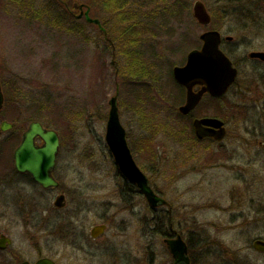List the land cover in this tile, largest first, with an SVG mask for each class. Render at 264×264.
Returning <instances> with one entry per match:
<instances>
[{
    "label": "rangeland",
    "instance_id": "374dc122",
    "mask_svg": "<svg viewBox=\"0 0 264 264\" xmlns=\"http://www.w3.org/2000/svg\"><path fill=\"white\" fill-rule=\"evenodd\" d=\"M193 1L75 0L107 22L117 40L113 49L96 26L70 17L55 0H0L3 112L19 113L24 127L35 119L54 128L59 172L82 191L71 195L68 210L76 233L82 225L86 238L71 240L65 264H172L162 231L150 221L161 210H149L137 193H120L124 183L104 140L116 87L128 145L154 187L173 201L178 232L196 259L264 264V252L252 246L264 239V61L248 56L264 52V0H201L208 26L193 17ZM208 29L220 32L238 76L225 98L203 99L198 108L223 117L227 137L211 147L206 141L192 146L184 144L188 119L174 112L178 90L170 74L201 46L199 35ZM133 43L130 50L143 52L142 62L124 56ZM134 63L148 74L129 92L117 72ZM78 200L83 210L75 213ZM100 222L107 230L92 240L90 228Z\"/></svg>",
    "mask_w": 264,
    "mask_h": 264
},
{
    "label": "flooded vegetation",
    "instance_id": "af4514ba",
    "mask_svg": "<svg viewBox=\"0 0 264 264\" xmlns=\"http://www.w3.org/2000/svg\"><path fill=\"white\" fill-rule=\"evenodd\" d=\"M63 1L66 2V0ZM75 3V0H73L70 7L65 6L69 11V16L73 17L75 20L84 19L85 23L96 26L99 34L104 37L105 34L99 29L98 25L87 21L84 14L78 16L80 13H83L88 6L84 3H80L76 7ZM97 18L101 26L104 27L106 35L109 38L108 27L105 26L103 18ZM222 42L223 39L221 38V46ZM200 88L201 86L197 85L193 87V90L197 91ZM0 91L3 97L2 106L0 107V264H34L40 259H48L54 264H65L64 261L65 258H67L65 249H67L71 240L74 241L77 239V241L81 243V241L86 238V234L81 227L82 225L78 224L80 230L77 229L78 233H76V226L72 220V215L74 213L71 212L72 210H68V208H70L69 199L71 195L74 192L81 195L82 191L80 192L79 190L81 188L78 185L71 186L67 183V176L59 172L57 166L58 154L51 168L46 169L45 166L43 167V176L52 181V183L50 182L47 185L41 183L37 179L38 176L36 177L29 168L19 167V162H17L14 157V153L16 148L20 145L23 134L28 129L30 122L35 121V119L30 120L24 127V125H20L19 113H16L17 116H7L3 112L7 95L5 82L0 81ZM226 93L220 97H212L204 93L200 101L191 111L187 114H181L183 116L181 119L190 120H187V139H185L187 142L184 144L191 143L189 145L196 146L199 142L206 141L208 147H211L227 137L228 132L223 117L207 114L205 112L202 113L198 109L202 99L209 98V100H220L225 98ZM184 99L185 96H183V101L180 104L184 103ZM178 107L179 106H177V109ZM206 117H215L222 120L223 126L225 127V134L222 139L216 140L209 136L198 138L196 136L192 126L193 120ZM178 120H180V118H178ZM3 125L6 127L3 128ZM33 143L35 147H39L43 144V140L36 135L33 138ZM129 148L135 163L146 175L150 187L158 196L166 200V203L158 204L155 207H151L146 202L149 210H161L159 213L155 214V217L150 221H152L153 226L162 231L161 234L163 239L166 237H173L175 232H178L180 226V222L175 220L176 212L174 203L172 200H169L162 191L154 187L149 173L144 169L145 166L139 163L136 151L131 147ZM192 148L188 147V151H190L191 154V150H195ZM193 156L187 158L191 160L196 159ZM120 178L124 183V189L121 186L122 191L120 192L123 196H128L129 198L137 193L144 198L135 183L128 181L122 175H120ZM73 205L74 210H76L74 211L75 213H80L83 210L80 200ZM96 225H104L105 227L102 232L93 235L92 229ZM106 230V223L100 222L94 224L90 228L89 236L92 240H96L105 233Z\"/></svg>",
    "mask_w": 264,
    "mask_h": 264
},
{
    "label": "water",
    "instance_id": "95a60500",
    "mask_svg": "<svg viewBox=\"0 0 264 264\" xmlns=\"http://www.w3.org/2000/svg\"><path fill=\"white\" fill-rule=\"evenodd\" d=\"M58 1L66 7H70L73 2V0ZM82 14H84L87 21L97 24L106 36V31L101 26L99 19L89 15V7L78 16ZM192 15L201 25L208 26L211 22V16L201 0L193 1ZM199 38L201 46L187 53L183 65H176L172 69L174 80L185 88V101L178 107L179 112L182 114L191 111L204 93H208L213 97L225 94L228 87L235 81L238 73L237 67L220 47L221 34L218 30H205L199 35ZM227 38L231 39L230 36ZM248 56L264 61L263 51H251ZM196 85L201 86V88L194 91L193 87ZM117 95L118 87H116L115 94L108 101L109 110L104 134L107 149L120 174L128 181L136 184L151 207L166 203V200L158 196L150 187L146 175L140 170L131 155L126 140V131L119 119ZM2 102L3 97L0 91V107ZM192 126L198 138L210 136L220 140L225 134L222 120L215 117L194 119ZM2 127L5 128L6 126L3 125ZM36 135L43 140V144L39 147H35L33 143V138ZM59 145V136L54 129L45 128L39 121H32L24 132L23 139L16 148L14 157L19 162V167L29 168L36 177L38 176L37 179L41 183L47 185L52 181L43 176V167L49 169L53 166ZM104 227V225L94 226L92 229L93 235L102 232ZM163 242L171 256L172 264H190L188 246L180 233L175 232L173 237H166ZM252 246L255 250L264 252V239L255 238ZM34 264L54 263L48 259H40Z\"/></svg>",
    "mask_w": 264,
    "mask_h": 264
},
{
    "label": "trees",
    "instance_id": "16d2710c",
    "mask_svg": "<svg viewBox=\"0 0 264 264\" xmlns=\"http://www.w3.org/2000/svg\"><path fill=\"white\" fill-rule=\"evenodd\" d=\"M55 1H57L59 4H61V2H59L58 0H55ZM247 1H250V0H247ZM257 2V0H252V2ZM255 5V4H254ZM62 6H63V4H62ZM64 7V6H63ZM109 13V12H108ZM240 16H241V13H240ZM242 17V16H241ZM104 21V24H105V26H107V22H105V20H103ZM108 27V26H107ZM108 36H109V39L112 41V44L108 41V40H106L103 36V38H104V41L106 42V44L109 46V45H111V47L112 46H114L116 43H117V40L113 37V35H112V31L110 30V28L108 27ZM126 33V32H125ZM131 41V39L130 38H126L125 40H124V43H128V42H130ZM115 43V44H114ZM127 47H124L123 49V53H124V56L125 57H131V56H134V58H136V59H138L140 62H142L141 60H142V57L144 56V55H142V53L143 52H139V50L138 49H136V51H131L130 49L131 48H133L134 46H135V44L133 43V44H129V46L128 45H126ZM115 48V47H114ZM224 50V49H223ZM126 52H131L132 54H130V53H126ZM138 52L140 53V55H142V56H140L139 57V55H138ZM134 53V54H133ZM119 54V53H118ZM135 60V59H134ZM136 67H138V66H135V63L134 64H126V66L125 65H121L119 68H118V72H117V75L118 76H120V78L122 79L121 80V82H122V84H121V87H127V89H128V91L130 92L131 90H133V89H136L134 86H137L138 85V83H141V82H137L138 80H141V78L142 77H144L145 75H147L148 74V70H146V68L145 69H143L142 67V69H139V70H137V68ZM140 68V67H139ZM147 73V74H146ZM143 75V76H142ZM170 79H171V81H172V84L174 85V87L175 88H177V90H178V93H177V95H178V98L176 99V101H175V106L176 105H178V104H180L182 101H183V96H184V88L182 87V86H180L179 84H177L175 81H174V79H173V77H172V75L170 74ZM127 81V82H126ZM205 99V98H204ZM205 100H209V98H207V99H205ZM209 101H212V100H209ZM203 103V99L201 100V102H200V105ZM199 105V106H200ZM175 112V115L177 116V118H183V116L176 110V111H174ZM190 121V120H189ZM47 126V125H46ZM186 243H187V246H188V255H189V257H190V264H203V262L199 259V260H197L196 259V257L194 256V254H193V251H192V248H191V246H190V240H186ZM202 255H203V253H202ZM201 258V257H200ZM203 258V257H202Z\"/></svg>",
    "mask_w": 264,
    "mask_h": 264
}]
</instances>
